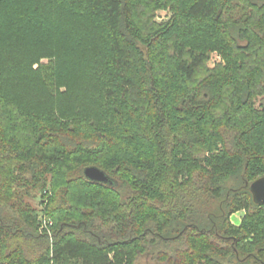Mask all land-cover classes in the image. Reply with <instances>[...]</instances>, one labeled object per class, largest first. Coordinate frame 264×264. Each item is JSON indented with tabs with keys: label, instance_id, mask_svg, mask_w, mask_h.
<instances>
[{
	"label": "trees",
	"instance_id": "trees-1",
	"mask_svg": "<svg viewBox=\"0 0 264 264\" xmlns=\"http://www.w3.org/2000/svg\"><path fill=\"white\" fill-rule=\"evenodd\" d=\"M262 177L264 0H0V264H264Z\"/></svg>",
	"mask_w": 264,
	"mask_h": 264
},
{
	"label": "water",
	"instance_id": "water-1",
	"mask_svg": "<svg viewBox=\"0 0 264 264\" xmlns=\"http://www.w3.org/2000/svg\"><path fill=\"white\" fill-rule=\"evenodd\" d=\"M85 177L95 183L113 185L112 179L97 167H88L84 171ZM253 200L257 205H264V177L255 181L250 187Z\"/></svg>",
	"mask_w": 264,
	"mask_h": 264
},
{
	"label": "rangeland",
	"instance_id": "rangeland-1",
	"mask_svg": "<svg viewBox=\"0 0 264 264\" xmlns=\"http://www.w3.org/2000/svg\"><path fill=\"white\" fill-rule=\"evenodd\" d=\"M168 18H169V14L167 12H159L157 14V20L159 22H162L164 20H167ZM218 61H220L219 57L217 55H214V57H213L210 65L213 66L214 63L215 62L217 63ZM43 63H48V62L47 61H44ZM31 203L35 206V208H38V209L41 210L42 207H41V205H40V203H39L38 200L32 199L31 200ZM244 216H245V211L244 210L239 211L238 213H236V214H234L232 216V218H231L232 219V222L234 224H236V225H239L241 223V221H242V218ZM137 264H159V263H157L154 259H152V257L147 256V257L142 258L140 260V262H138Z\"/></svg>",
	"mask_w": 264,
	"mask_h": 264
},
{
	"label": "built area",
	"instance_id": "built-area-1",
	"mask_svg": "<svg viewBox=\"0 0 264 264\" xmlns=\"http://www.w3.org/2000/svg\"><path fill=\"white\" fill-rule=\"evenodd\" d=\"M52 227H53V222L49 220L46 216L41 215L39 217V231L42 233L44 231H47L49 236L52 238Z\"/></svg>",
	"mask_w": 264,
	"mask_h": 264
}]
</instances>
